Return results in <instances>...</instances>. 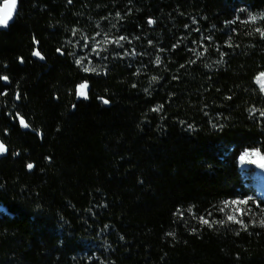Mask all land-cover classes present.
<instances>
[{
    "label": "trees",
    "instance_id": "trees-1",
    "mask_svg": "<svg viewBox=\"0 0 264 264\" xmlns=\"http://www.w3.org/2000/svg\"><path fill=\"white\" fill-rule=\"evenodd\" d=\"M261 16L264 0H19L0 28V264H264L240 163L264 155Z\"/></svg>",
    "mask_w": 264,
    "mask_h": 264
},
{
    "label": "snow or ice",
    "instance_id": "snow-or-ice-1",
    "mask_svg": "<svg viewBox=\"0 0 264 264\" xmlns=\"http://www.w3.org/2000/svg\"><path fill=\"white\" fill-rule=\"evenodd\" d=\"M16 3H17V0H5L4 7L0 8V25H6L8 20L11 19L12 10L15 9ZM260 19H264V16H261ZM250 20L252 22H255L257 20V17L256 16H250ZM149 23H153V21H149ZM256 31L260 32L261 35H264V30H261V29L257 28ZM119 39L120 40H124L126 38L125 37H120ZM116 42L118 43L119 41H116ZM34 55L39 56L40 53L37 51V52L34 53ZM156 63L157 64L160 63V57L156 58ZM89 70L90 69L85 68V71H89ZM262 78H264V73H261L260 77H257V82L261 83L262 85H264V79H262ZM4 79H7V77H4ZM86 89H87V84L86 83L79 85L78 95L87 98ZM104 103H108V101L105 100ZM154 110L158 111L159 109H154ZM261 115H264V113H261ZM20 123H21L22 126L28 127V124L25 122L23 117L20 118ZM4 151H6V148L4 147L3 144H0V152H4ZM248 155H249V153H244L240 157V160H241L242 163L245 161V157L248 156ZM255 155H259V153H255ZM261 160H264V157H261ZM248 162L249 163H256L255 160H251V161H248ZM260 166L264 167V163H261ZM32 167H33V165H31V164L28 165L29 169H31ZM226 203H230V204H247L248 200H236V201H231V202H226ZM200 219H201L202 223L209 224V221L207 219H204L203 217H201ZM227 219L229 221H233V222H236V223H242V221L236 220V217L234 215H229L227 217ZM221 223H222V221H221ZM260 225L264 226V220L260 221ZM244 227L246 228L247 225H244ZM169 235H171V233Z\"/></svg>",
    "mask_w": 264,
    "mask_h": 264
},
{
    "label": "rangeland",
    "instance_id": "rangeland-1",
    "mask_svg": "<svg viewBox=\"0 0 264 264\" xmlns=\"http://www.w3.org/2000/svg\"><path fill=\"white\" fill-rule=\"evenodd\" d=\"M117 45H120V43L115 42ZM95 50H97L98 52L101 51L103 48L101 47V45L96 44L94 46ZM87 59H90V55L87 54L86 55ZM261 74H259L258 77H260ZM264 79V78H262ZM256 82H257V78H256ZM87 84V96H88V90H89V85L87 82H84L82 84ZM257 84L260 86V88L262 89L263 93H264V85H262L261 83ZM81 85V84H80ZM79 88V87H78ZM81 98H85L82 97L80 95H78ZM4 152H0V154H4ZM245 153H249L248 156L245 157V161L241 163V168L244 170V173L246 176H250L252 177L254 183L260 188L261 193L264 195V167H261L260 164L264 163V160H261V157H264V155H262L259 151L257 150H248ZM255 153H259V155H255ZM251 160H255L256 163H249L248 161ZM231 202V201H230ZM225 211L227 212L228 215H234L235 217H237V215H239V213H241V204H230L227 203L226 204V208Z\"/></svg>",
    "mask_w": 264,
    "mask_h": 264
},
{
    "label": "water",
    "instance_id": "water-1",
    "mask_svg": "<svg viewBox=\"0 0 264 264\" xmlns=\"http://www.w3.org/2000/svg\"><path fill=\"white\" fill-rule=\"evenodd\" d=\"M4 4H5V1H3V3L0 5V8H3L4 7ZM18 10H19V0H17V3H16V7L14 10H12V14H11V19L8 20L7 24L6 25H0V28L3 29V30H8L10 25L14 22L15 18H16V15L18 13ZM36 57H39L41 58V56H37ZM7 82V80H5ZM24 119V118H23ZM25 120V119H24ZM26 122V121H25ZM22 128L24 130H28L29 129V126L28 127H24L22 126Z\"/></svg>",
    "mask_w": 264,
    "mask_h": 264
}]
</instances>
